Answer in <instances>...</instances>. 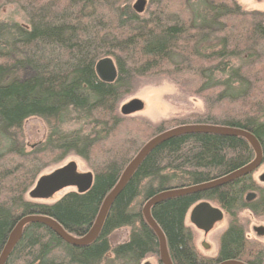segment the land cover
I'll use <instances>...</instances> for the list:
<instances>
[{"label": "trees", "instance_id": "16d2710c", "mask_svg": "<svg viewBox=\"0 0 264 264\" xmlns=\"http://www.w3.org/2000/svg\"><path fill=\"white\" fill-rule=\"evenodd\" d=\"M8 4L25 13L28 25L0 19V255L28 215L51 217L71 235L85 236L128 164L171 128H241L255 135L264 153V11L245 9L238 0H147L142 12L134 0H0V14ZM106 57L117 67L112 82L96 69ZM148 76H166L200 96L206 111L155 124L123 116L121 100ZM31 117L44 120L48 133L28 145L23 128ZM71 155L92 168L89 189L54 202L26 198L46 168ZM255 156L243 136L172 137L144 159L93 242L73 245L48 225L29 222L5 264H142L149 256L161 264L159 238L143 214L146 202L165 190L224 177ZM253 174L152 207L173 264H264V243L247 237L239 217L245 209L264 215V186ZM249 192L256 198L248 201ZM203 201L230 217L216 255L201 250L186 223ZM122 227L130 228L129 238L113 246L111 235Z\"/></svg>", "mask_w": 264, "mask_h": 264}, {"label": "water", "instance_id": "95a60500", "mask_svg": "<svg viewBox=\"0 0 264 264\" xmlns=\"http://www.w3.org/2000/svg\"><path fill=\"white\" fill-rule=\"evenodd\" d=\"M145 8V1L139 0L135 9L139 12H142ZM97 72L100 78L106 82H112L116 79L117 76V67L113 59L106 57L101 59L96 66ZM143 108V104L140 100L135 99L130 103L124 105L121 109L123 115H130L137 111H140ZM193 132H209V133H218L225 135H236L243 136L252 144L253 149L255 151V159L247 164L246 166L224 176L219 179L213 180L211 182L187 187V188H177L162 191L152 198H150L143 208V214L148 222V224L153 228L155 233L157 234L160 242V262L161 264H173L169 250L167 245V239L160 228L158 223L152 216L151 209L158 202L163 199L179 196L189 193H195L203 190H207L213 187H217L223 185L227 182H230L238 177L243 175H247L249 173L255 172L264 161V153L261 147L259 140L255 137L251 132L235 127L229 126H220V125H209V124H188L181 125L169 130H166L151 140H149L142 149L138 152L135 158L128 164L126 169L124 170L121 178L119 179L116 186L109 192V194L105 197L97 219L88 233L83 237H76L67 232L64 227L57 222L55 219L48 216H39V215H28L23 217L13 231L10 234V237L5 245L1 255H0V264H5L13 247L17 243V241L21 238L24 226L29 222H42L48 225L57 235H59L66 242L71 243L77 246H84L93 242L98 235L100 234L102 227L104 225L105 219L108 215V212L113 205L116 198L122 192L124 187L127 185L135 171L144 161V159L148 156V154L156 148L159 144L164 141L175 137L177 135L193 133ZM94 182L93 174H79L77 173V165L75 162H71L66 165L64 168L59 170L58 172L42 177L38 180L36 188L31 192L33 197H50L55 192L61 190L67 186H77L78 190L83 192L89 189ZM256 198V193L251 192L247 195V200H253ZM223 217V211L220 208L213 207L210 202L203 201L196 204L192 209L191 219L193 223L200 229L205 231H209L213 224L220 220ZM219 264H246L242 261L238 260H227L220 262Z\"/></svg>", "mask_w": 264, "mask_h": 264}, {"label": "rangeland", "instance_id": "374dc122", "mask_svg": "<svg viewBox=\"0 0 264 264\" xmlns=\"http://www.w3.org/2000/svg\"><path fill=\"white\" fill-rule=\"evenodd\" d=\"M139 0H134V6ZM145 1V7L147 0ZM240 4L248 10L264 11V0H238ZM0 19L4 22H17L22 25H28V19L25 13L19 9L16 4H8L2 10ZM138 99L142 102L143 108L140 111L130 115L122 114V107L131 101ZM119 111L123 116L137 118L143 121L159 123L171 118H182L193 113H204L206 111L205 101L200 97L179 87L173 80L166 76H148L136 81L133 91L124 96L119 105ZM24 135L26 143L33 145L45 139L48 133L47 124L38 117L29 118L24 124ZM71 162L77 165V173L93 174L92 168L85 160L77 155L68 156L62 162L46 168L33 184L26 194V198L42 202H54L68 192L77 191L78 187L71 185L55 192L50 197H33L31 192L36 188L37 182L42 177L50 176ZM258 184L264 186V162L253 174ZM251 193V192H249ZM248 193V194H249ZM247 194V195H248ZM213 207L220 208L217 204L210 202ZM192 209L189 211L186 219L187 225L197 236V243L201 250L206 254L216 255L220 248V240L223 232L228 228L230 217L223 210V217L216 221L209 231L198 228L192 221ZM240 220L246 228V235L250 240L261 241L264 243V215L255 216L249 210H243L239 214ZM130 234L129 227H122L114 231L111 235L113 246L128 240ZM113 257L112 252L108 258ZM142 264H159L156 257L149 256Z\"/></svg>", "mask_w": 264, "mask_h": 264}]
</instances>
